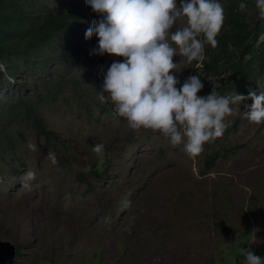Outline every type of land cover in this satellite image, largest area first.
<instances>
[{"label":"rangeland","instance_id":"374dc122","mask_svg":"<svg viewBox=\"0 0 264 264\" xmlns=\"http://www.w3.org/2000/svg\"><path fill=\"white\" fill-rule=\"evenodd\" d=\"M184 25L181 18L170 31ZM173 62L177 89L189 76L200 77V63L175 55ZM83 68L93 72L87 62ZM30 76L22 72L19 80ZM252 91H264V78ZM97 100L92 117L76 101L69 112L62 105L41 108L65 141L56 164L31 132H20L14 152L0 153V240L20 249L13 264H247L245 248L264 264V248L256 254L264 247V121L242 115L250 99L233 106L223 135L196 157L158 131L131 129L110 102L99 94ZM217 150L221 156L204 174L205 155ZM61 156L72 169L58 164ZM96 158L108 172L76 180ZM27 172L35 179L26 188Z\"/></svg>","mask_w":264,"mask_h":264},{"label":"trees","instance_id":"16d2710c","mask_svg":"<svg viewBox=\"0 0 264 264\" xmlns=\"http://www.w3.org/2000/svg\"><path fill=\"white\" fill-rule=\"evenodd\" d=\"M218 2L224 9V22L216 36L217 46L205 43L206 58L195 63L201 64L198 69L204 85L198 93L205 97L204 90L210 87L218 95L237 91L247 96L264 78V20L259 17L256 0ZM240 3L246 5L245 10L239 9ZM94 19H100V14L93 12L86 0H0V153L14 152L20 132H31L46 153H62L60 145L65 147V141L49 129L42 107L62 105L69 112L76 101L82 115L93 116L100 105L99 82L111 63L118 61L113 55L92 51L98 44L96 36L85 39ZM86 62L93 72L83 68ZM25 71L31 75L27 82L19 80ZM11 79L19 88H11ZM221 153L205 155L204 174L211 171ZM68 159L61 156L58 164L66 163V168L72 169ZM103 172H108V165L96 158L76 173V180L83 182L86 173L98 176ZM263 248L259 245L256 254Z\"/></svg>","mask_w":264,"mask_h":264},{"label":"clouds","instance_id":"9594fccd","mask_svg":"<svg viewBox=\"0 0 264 264\" xmlns=\"http://www.w3.org/2000/svg\"><path fill=\"white\" fill-rule=\"evenodd\" d=\"M93 12L100 14L85 32V39L98 38L92 50L123 57L114 61L104 73L99 92L102 100L113 105V111L124 118L131 129L158 131L171 145L183 144V151L196 157L209 141L223 135L225 118L233 113V106L252 123L264 121V91L249 90L247 96L230 93L221 96L210 93L197 96L203 88L199 76H189L179 83L173 74L177 63L173 56H182L188 63L205 60L204 44L217 46L216 36L224 22V9L218 0H86ZM259 17L264 20V0H256ZM244 3L239 4L241 11ZM183 18L185 25L173 29ZM203 36V41L198 37ZM4 71V70H3ZM35 148L34 145H30ZM102 145L94 146L100 152ZM52 164L54 153L48 154ZM35 179L34 172L22 177L24 187ZM247 264H262V259L250 249L243 250Z\"/></svg>","mask_w":264,"mask_h":264},{"label":"water","instance_id":"95a60500","mask_svg":"<svg viewBox=\"0 0 264 264\" xmlns=\"http://www.w3.org/2000/svg\"><path fill=\"white\" fill-rule=\"evenodd\" d=\"M17 258V247L10 241L0 240V264H13Z\"/></svg>","mask_w":264,"mask_h":264}]
</instances>
